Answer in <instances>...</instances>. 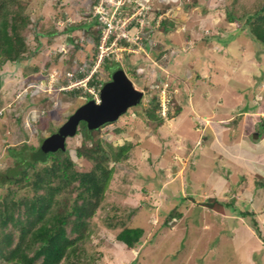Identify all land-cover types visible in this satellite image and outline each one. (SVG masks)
Segmentation results:
<instances>
[{
    "label": "rangeland",
    "instance_id": "rangeland-1",
    "mask_svg": "<svg viewBox=\"0 0 264 264\" xmlns=\"http://www.w3.org/2000/svg\"><path fill=\"white\" fill-rule=\"evenodd\" d=\"M28 1L31 17L38 19L26 35L31 51L35 31L46 33L32 56L0 65V169L11 163L8 146L37 145L79 105L99 98L98 85L88 86L91 78L73 88L61 86L63 73L75 70V63L95 60L99 44L81 36L82 29L60 33L89 19L93 0H75L78 7L66 21L57 17L63 0ZM122 1L123 11L146 9L144 23L153 31L150 47L138 50L130 42L113 52L144 94L94 135L105 149L104 141L132 146L119 164L108 161L115 169L78 244L82 260L73 264H264V172L262 178L254 174L258 164L264 168V46L244 30L227 37L244 19L225 18L226 8L239 17L260 0H236L234 6L233 0H137L135 7ZM138 14L130 19L124 14V22ZM162 19L173 24L164 30ZM53 30L58 33L46 39ZM129 33L133 38L136 30ZM75 35L83 47L73 48L69 40ZM127 47L133 52H125ZM114 68L107 71L100 64L95 78L109 80L107 72ZM75 87L77 95L63 92ZM152 97L161 103L155 110L161 117L170 108L181 111L156 126L157 120L145 114ZM220 126L224 135L217 139ZM80 129L81 122L78 132L65 138V148L77 167L88 169L89 162L74 154L83 139ZM5 191L0 188V195ZM208 197L223 202L224 214L195 201ZM123 224L143 229L132 248L115 239Z\"/></svg>",
    "mask_w": 264,
    "mask_h": 264
},
{
    "label": "trees",
    "instance_id": "trees-1",
    "mask_svg": "<svg viewBox=\"0 0 264 264\" xmlns=\"http://www.w3.org/2000/svg\"><path fill=\"white\" fill-rule=\"evenodd\" d=\"M232 3L234 6L236 0ZM28 7V0H0V65L5 62H21L32 56L42 45L40 37L46 32L35 31L36 47L32 51L28 47L27 32L33 21L38 22V19L33 20ZM61 12L57 17L63 21L68 20V13ZM225 12L227 21L244 19L238 31L244 30L252 39L264 46V0L254 3L239 17L231 13L228 8ZM97 22L96 18H91L89 21L68 24L61 30L64 32L68 29L70 31L82 29L80 35L91 37V41L94 40L93 42L96 43L101 34L100 30L95 29ZM159 23L164 30H166L165 26L169 28L173 24L172 19L166 21L162 19ZM137 25L138 23L133 20L127 27ZM143 31L153 32L149 25L143 27ZM238 31L231 32L227 37H235ZM50 32L47 31L49 39L57 33L56 30ZM78 36L75 35L74 39L69 40L73 48L83 47L77 41ZM59 55L55 54L56 57ZM92 61L93 59L88 60V63L92 64ZM101 64L107 71L112 66L120 67L113 59L109 61L107 58ZM87 71L76 76L82 77ZM107 74L110 79L111 73L107 72ZM87 82L88 86L98 85V89L104 83L101 79L95 78L94 74ZM67 83L68 79L64 78L62 84ZM75 88L63 92L77 95L80 91ZM88 96L91 98L90 94ZM160 106V101L152 97L150 107L145 111L147 117L157 120L156 126L162 123L166 115L171 117L181 111L178 107L173 111L170 108L166 110V115L161 117L155 113ZM80 122L83 139L80 145L75 147L74 154L89 162L88 169L77 167L66 148L48 149L44 137L39 139L37 145L22 142L8 146L7 153L12 157L11 163L0 169V188L6 190L0 195V264L81 262L82 259L79 258L81 247L78 244L86 237L89 218L101 206L115 169L113 164L109 167L107 163L110 160L116 165L119 164L128 156L127 152L132 143L126 142L113 147L110 142L104 141L107 145L105 149L103 141H96L94 135L106 123L96 129L88 130L85 123ZM189 143V141L186 143V147L190 145ZM64 146H66L65 141ZM256 176L262 178L260 174ZM255 182L258 185L262 184L260 181ZM195 201L211 209H224L220 207L223 202L217 197L200 198ZM239 213L245 215L244 211ZM251 222L256 227V222L254 220ZM142 234L141 227L123 224L115 234V239L132 248L140 241Z\"/></svg>",
    "mask_w": 264,
    "mask_h": 264
},
{
    "label": "water",
    "instance_id": "water-1",
    "mask_svg": "<svg viewBox=\"0 0 264 264\" xmlns=\"http://www.w3.org/2000/svg\"><path fill=\"white\" fill-rule=\"evenodd\" d=\"M143 92L137 89L131 79L122 68H115L110 79L105 81L99 89V99H89L79 105L66 121L51 133L45 145L48 149H64V140L76 133V127L83 121L88 130L96 129L99 126L115 121L119 115L126 112L128 107L140 102ZM257 136V133L254 134Z\"/></svg>",
    "mask_w": 264,
    "mask_h": 264
},
{
    "label": "built area",
    "instance_id": "built-area-1",
    "mask_svg": "<svg viewBox=\"0 0 264 264\" xmlns=\"http://www.w3.org/2000/svg\"><path fill=\"white\" fill-rule=\"evenodd\" d=\"M111 2H113V0H111V1L100 0L99 6H96V8H95V13L99 14L100 19H97V20L99 22V26L101 28V33L103 34V36H102L101 42L98 45V49L96 48V55H95V60H93V64H89L91 66V69L88 72L89 75L87 74V75H84L83 77H79V78L76 76V74L84 73L88 70V68L85 65L78 66V67H76L75 70L73 69V71H67L66 75H67L68 81L75 79L73 82L70 83L69 86H71L73 84H79L81 82H85L84 78H86V80H87V78L92 76V73L96 71L98 66L102 63V61L105 58L110 59L109 54L111 52H114L115 50L122 49V47H120V44L117 43L115 41V39L114 40L111 39L112 34L117 35V36L128 34V35L132 36V33H129V29L127 28V26L124 27L123 31H117L116 30L117 27L115 24H123V22H117L115 20L114 14L117 12V10H119L118 13H124L125 15L129 16L128 19H130V18L134 17L136 14L140 13V14H142V17H140L138 19V21L143 25L145 24L144 23L145 21L148 22L144 16L146 9H144V13L141 11L142 10L141 8H143V7L138 8L133 13H131L129 11H122L120 8H118L117 4L120 3V1H118V0L115 2L116 4L114 5V7L109 8V4ZM110 10H111V13H109ZM156 22L158 24V21H156ZM131 28H133V27H131ZM135 30H136V35L133 38L137 42V44L140 47H142V46H145L147 48L150 47L152 45V42L150 41L151 40L150 37L152 35V32L150 33V31H139L137 29H135ZM142 35L145 36L143 39H141ZM133 44H135V43H133ZM136 47H137V45H136ZM125 52H129V51H125Z\"/></svg>",
    "mask_w": 264,
    "mask_h": 264
},
{
    "label": "bare ground",
    "instance_id": "bare-ground-1",
    "mask_svg": "<svg viewBox=\"0 0 264 264\" xmlns=\"http://www.w3.org/2000/svg\"><path fill=\"white\" fill-rule=\"evenodd\" d=\"M99 1L100 0H93V2H92V15H88V17H85V18H89V19H85L86 21H88V20H90L91 18H96V19H100L99 18V14L98 13H95V8H96V6H98L99 5ZM109 1H111V0H109ZM117 0H113V2H111L110 4H109V8H111V7H114V5L116 4L115 2H116ZM118 1H120V3L119 4H117L118 5V8H120L121 10L123 9V6H124V1H122L121 2V0H118ZM130 1H132L131 2V7H135V5H138V6H140V4L139 3H137V0H130ZM94 2H96V3H94ZM123 11V10H122ZM119 12V10H117V12L114 14V17H115V20L117 21V22H123V24H115L116 25V30L117 31H123L124 30V27L125 26H128V24L131 22V21H136L137 23H138V25L137 26H134L133 28H138V30L139 31H143V28L142 27H145L146 25L144 24H141L139 21H138V19L139 18H133V19H131L130 21H128L127 23H125L124 22V14L123 13H118ZM130 12H132V11H130ZM70 13V12H69ZM109 13H111V10L109 11ZM144 16H145V14H144ZM138 17H142V14H138ZM83 19H84V16H83ZM63 21V20H62ZM128 28V27H127ZM95 29H97V30H100V32H101V28H100V26H99V22H97V26L95 27ZM129 30L131 29V28H128ZM58 33V32H57ZM56 34V33H55ZM55 34L52 36V37H54L55 36ZM102 36H103V34L101 33L100 34V38H99V40H98V42H94V44H99L100 42H101V40H102ZM144 38V36L141 38V39H143ZM46 39H47V37H46ZM90 39H91V37H90ZM111 39L112 40H114L115 39V41L117 42V43H119L120 44V47H122V48H124V47H126V45H129V43L130 42H132V43H135L136 45H137V49L138 50H141V49H143V47L144 46H142V47H140L138 44H137V42L134 40V38H130L129 36H128V34H126V35H119V36H117V35H111ZM92 40V39H91ZM94 41V40H93ZM134 44V45H135ZM131 45H133V44H131ZM135 45V46H136ZM65 46H68V45H65ZM97 49H98V46L96 47ZM126 50H128V51H130V52H133V50L132 49H129L128 47H127V49ZM118 51H120V49L118 50ZM58 52H60V53H62V51L60 50V48H59V50H58ZM109 57H110V59H113V60H117V57L115 56V54L113 53V52H111L110 54H109ZM92 63H93V61H92ZM81 64L82 65H85L86 67H88L89 69H88V71H87V73L86 74H84V75H87L88 74V72H89V70L91 69V66L89 65V63L88 62H84V63H82V62H78V64L77 63H75L74 65H75V67H78V66H81ZM119 68H121V67H119ZM67 71H69V70H67ZM67 71H65V75H66V72ZM125 72V71H124ZM126 73V72H125ZM94 74V72L92 73V75ZM89 75V74H88ZM127 75V74H126ZM128 76V75H127ZM66 77H67V75H66ZM129 77V76H128ZM89 78H91V76L89 77ZM130 78V77H129ZM67 79V78H66ZM75 79H72L71 81H68V83L67 84H69L70 85V83L71 82H73ZM64 84H61V86H63ZM77 84H73V85H71L72 86V88L74 87V86H76ZM133 85H134V83H133ZM61 88V87H60ZM59 88V89H60ZM142 91V90H141ZM143 92V91H142ZM144 94V93H143ZM29 96V95H28ZM91 99H94V100H96L97 102H100V99L99 98H91ZM168 108V107H167ZM65 122V121H64ZM63 122V123H64ZM62 123V124H63ZM61 124V125H62ZM77 127H78V125H77ZM77 127H76V131H77ZM58 129V128H57ZM55 132V131H54ZM76 134V133H75ZM48 137V136H47ZM47 137H44V141H46V139H47ZM65 141V140H64ZM65 147V146H64ZM256 174V173H255Z\"/></svg>",
    "mask_w": 264,
    "mask_h": 264
},
{
    "label": "crops",
    "instance_id": "crops-1",
    "mask_svg": "<svg viewBox=\"0 0 264 264\" xmlns=\"http://www.w3.org/2000/svg\"><path fill=\"white\" fill-rule=\"evenodd\" d=\"M77 1V0H76ZM58 2H59V0H58ZM60 6H59V8H58V10L60 9V12H58L59 14L58 15H60L62 12L61 11H64V13L65 14H67V13H69V12H71L73 9H77V7H78V4H75V0H74V3H73V1H71L70 2V0H63V1H60ZM70 14V13H69ZM219 16V15H218ZM55 17V16H54ZM238 29H239V26H238V28H235L234 30L236 31H238ZM63 32V31H62ZM231 32H234V31H230L229 32V34L231 33ZM240 32H242V30H239L237 33H236V35L237 34H239ZM61 33V32H60ZM77 34V33H76ZM78 35V34H77ZM80 36V35H79ZM48 39V38H47ZM246 106V104H244V107ZM235 107V106H234ZM231 110V109H230ZM226 113V112H225ZM240 113H243V112H240ZM212 120H214V119H212ZM207 126H209V125H207ZM211 131V130H210ZM215 134H217V139H218V136H219V134L221 135L220 136V139L222 138V136L224 135L223 134V131L221 130V126L220 127H217L216 128V132H214ZM207 134V136H208V133H206ZM196 136V135H195ZM211 136V135H210ZM203 137H204V135H203ZM205 138V137H204ZM207 139V138H206ZM239 145V144H238ZM248 148H252V147H248ZM218 159H220L219 157H218ZM260 167H258L257 169V171L258 172H256V174L255 175H257V174H260L259 172H264V168H263V164H258ZM257 164H256V166H258ZM260 170V171H259ZM261 175V174H260ZM241 191H242V193H244V188H241V190H240V193H241ZM218 199V198H217ZM220 200V199H219ZM219 212L220 213H223L224 214V212H225V210L224 209H220L219 210Z\"/></svg>",
    "mask_w": 264,
    "mask_h": 264
}]
</instances>
